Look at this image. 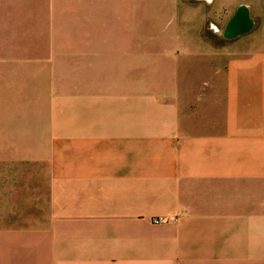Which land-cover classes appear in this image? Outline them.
I'll use <instances>...</instances> for the list:
<instances>
[{
    "label": "crops",
    "instance_id": "1",
    "mask_svg": "<svg viewBox=\"0 0 264 264\" xmlns=\"http://www.w3.org/2000/svg\"><path fill=\"white\" fill-rule=\"evenodd\" d=\"M233 2L0 0V264H264V0L227 39Z\"/></svg>",
    "mask_w": 264,
    "mask_h": 264
},
{
    "label": "water",
    "instance_id": "2",
    "mask_svg": "<svg viewBox=\"0 0 264 264\" xmlns=\"http://www.w3.org/2000/svg\"><path fill=\"white\" fill-rule=\"evenodd\" d=\"M230 27L232 30L241 31V33H245L252 27V20L249 18V12L245 6H239Z\"/></svg>",
    "mask_w": 264,
    "mask_h": 264
},
{
    "label": "flooded vegetation",
    "instance_id": "3",
    "mask_svg": "<svg viewBox=\"0 0 264 264\" xmlns=\"http://www.w3.org/2000/svg\"><path fill=\"white\" fill-rule=\"evenodd\" d=\"M233 16H234V14L232 13V15L230 16L229 20L227 21V24H226V27H225V31H224V38L234 39L236 37L241 36V34H243V33H241V31L239 32V31L232 30V28L230 27L231 21L233 19Z\"/></svg>",
    "mask_w": 264,
    "mask_h": 264
},
{
    "label": "rangeland",
    "instance_id": "4",
    "mask_svg": "<svg viewBox=\"0 0 264 264\" xmlns=\"http://www.w3.org/2000/svg\"><path fill=\"white\" fill-rule=\"evenodd\" d=\"M239 2H233L232 3V5L230 6V14L232 13V11H233V9L239 4V6L241 5V0H238ZM235 6V7H234ZM238 6V7H239ZM238 7L236 8V9H238ZM235 9V10H236ZM237 11V10H236ZM236 11H233V14H235V12ZM219 26H221L222 25V20L220 19V21H219V24H218ZM217 43H220V40L219 39H215V44H217Z\"/></svg>",
    "mask_w": 264,
    "mask_h": 264
},
{
    "label": "built area",
    "instance_id": "5",
    "mask_svg": "<svg viewBox=\"0 0 264 264\" xmlns=\"http://www.w3.org/2000/svg\"><path fill=\"white\" fill-rule=\"evenodd\" d=\"M165 221H166V219L163 218V217L154 218V219L152 220V222H153L154 224H160V223H163V222H165Z\"/></svg>",
    "mask_w": 264,
    "mask_h": 264
}]
</instances>
